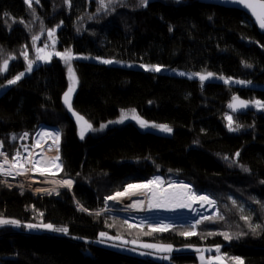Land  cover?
Listing matches in <instances>:
<instances>
[{
    "label": "trees",
    "instance_id": "16d2710c",
    "mask_svg": "<svg viewBox=\"0 0 264 264\" xmlns=\"http://www.w3.org/2000/svg\"><path fill=\"white\" fill-rule=\"evenodd\" d=\"M61 21L59 36L73 53L231 80L77 60L71 52L80 81L73 107L94 126L85 139L64 105L69 86L61 59L35 67L8 87L0 94V139L7 152L13 154L22 132L33 134L40 123L58 127L60 177L75 183L73 195L39 198L0 185V216L68 229L23 234L0 228V264H166L79 241L96 239L102 231L221 246L245 264H264V109L255 103H264V34L253 20L200 0H0V69L7 62L0 88L26 69L25 54L34 56L48 29ZM234 97L250 107L230 111ZM133 110L147 127L133 118ZM122 113L128 114L122 124L98 132ZM229 116L235 131L229 130ZM150 124L172 131L161 138L147 132ZM157 175L209 195L217 212L195 226L179 224L164 232L100 213L109 197ZM249 224L260 227L253 232ZM174 258L197 261L194 252Z\"/></svg>",
    "mask_w": 264,
    "mask_h": 264
},
{
    "label": "rangeland",
    "instance_id": "374dc122",
    "mask_svg": "<svg viewBox=\"0 0 264 264\" xmlns=\"http://www.w3.org/2000/svg\"><path fill=\"white\" fill-rule=\"evenodd\" d=\"M26 1L28 3H30L33 0H26ZM63 23H64V21H61L59 24L48 29V32H47L48 39L46 40L45 44L37 46V53L34 56H31L27 53V59H26L27 60V67L25 70H23L22 72H20L18 74V75H20L21 73H24V75L21 77V79L23 77H25L27 74L31 73L35 67L42 65V64H49L55 58L61 59L64 62L65 69H66V75H67V79H68V86H70L71 84H74V90H77L79 88L80 81H79V78H78L76 70H75L74 60L72 58L77 59V60L95 61V62H98L101 64H106V65L132 66L134 68H142L144 70L151 71V72H157V73L167 72V73H170L173 75L184 76V77H189V78L200 79V76L204 75V74L199 73V72H186L183 70L169 68V67L161 66V65H148V64H141V63L140 64L139 63H137V64L136 63H126V62H123L120 60L106 59L102 56H97V55H93V54L73 53L72 51H70L73 54L72 58H67V57L62 58L60 55H57V53L69 52L67 50L68 49L67 46L65 44H63V41H62L61 37L59 36V30L62 28ZM50 32L52 33L51 36L49 35ZM40 50H42V51H40ZM40 57H46V59H41ZM105 60H110V61H112V63H103V61H105ZM30 62L32 63V70L28 71V64ZM142 65H143V67H142ZM69 66H71V68L75 74V81H73L70 78V74H69V70H68ZM154 66H158L160 68V71L152 70ZM180 73H184V75H181ZM18 75H16V76H18ZM15 77L11 78L10 80L14 79ZM210 78L212 80H216V81H228L229 82L231 80L228 77H223V76L216 75V74H212L210 76ZM11 85H13V84H9L8 82L5 85H3L0 88V94L3 93ZM260 86L264 88V84H262ZM90 125H91V129H88L87 126L78 128L79 136H80V133L82 130L84 132L83 139H85L88 135H90L93 132L94 128H93L92 124H90ZM111 126L113 127L114 125H108V126H105L103 128L100 127L98 129V132H102L106 128H109ZM60 160H61V157H60ZM157 177L159 178V180L157 182H159L161 185L170 184V183L165 182L164 177L162 175H157L154 178V180H151V181H156ZM172 183H180V182H172ZM187 184H189V183H187ZM73 187H74V185H73ZM73 187H72V189H73ZM127 187L125 189H127ZM65 192H68V191L66 190ZM216 206H217V204H216ZM105 213H110L111 215L120 216L119 214L117 215V214H114L112 212H105ZM213 214H214V212L211 214H206L204 216L209 217V216H212ZM201 217L202 218L200 220L204 219L203 216H201ZM0 219L9 220V221H12V220L18 221L19 222L18 226L11 224V223H8V224H0V228L12 227L15 231H17L19 233H23V234H43L46 232H48V233L53 232L52 230H48V229L43 227V225L50 224V223L22 222L18 219L5 217V216H0ZM126 221L129 222L130 224H132V226H135L138 228L148 227L151 230L156 231V232H164V231L170 230L171 228H173L176 225H179V224L171 225L170 223L164 224L161 227L164 230H162V231L158 230L157 231L156 230L157 227H154L151 224H138V223L131 222L129 220H126ZM29 224L37 225V227L28 228L27 225H29ZM196 224H191V226H195ZM101 233H105V235L102 237L100 235ZM100 234H99L98 238H96V239L90 240V239L79 238V241H84V242L91 243V244H94L97 246L113 249V250H116L120 253L128 254V255L138 257L141 259H150V260H154V261H158V262H163L166 264H238V262L235 258H239V261L242 262V264H245L242 257L236 256V255H231V254H228L226 252H223L221 249V246H213V245H211V246L210 245L197 246L194 244H180V245H178V244H175L173 242L148 239L145 235L131 234L129 232L113 234V233L108 232V231H102V232H100ZM144 245H156V247H144ZM168 248H170V250H164V249H168ZM217 248H219V251H217ZM85 252L87 254L92 253V248L90 245L86 246ZM192 252L195 253L197 261H193V260H187L186 261L185 260V261L181 262V261L174 258V256L176 254H189ZM216 257H220V259L217 260Z\"/></svg>",
    "mask_w": 264,
    "mask_h": 264
},
{
    "label": "built area",
    "instance_id": "2783aa9c",
    "mask_svg": "<svg viewBox=\"0 0 264 264\" xmlns=\"http://www.w3.org/2000/svg\"><path fill=\"white\" fill-rule=\"evenodd\" d=\"M54 133H59V143L61 149V130L58 127L49 126L44 123H40L33 134L27 131L22 132V134L18 139L15 152L13 154H9L7 152L3 144V141L0 139V153H3V155H0V164L4 165L5 172H11V175L9 176L0 175V185L9 191H16L18 194L22 196L29 194L32 195L34 198H39L44 196H58L62 192H65L64 190H61L52 195L51 194L41 195L37 197L33 195V191L35 190L38 191L40 190L41 192H44L59 185L61 181L69 179V178L64 179L60 177L63 168L62 165L58 170V172H54L53 170L55 169V166L48 163L49 161H52L51 151L54 148L56 142V140H54V137L52 135ZM17 153H19L20 163L24 165L23 168H20L19 166L15 168L11 167L14 158L17 157ZM6 158L8 163H5ZM33 161H38L39 163H37L34 167ZM140 183H132L131 185L133 184L137 185ZM188 185L191 186L190 184ZM191 188L193 189L192 186ZM212 200L214 202L215 209L211 213L214 212L215 214L217 212V206L215 204L216 201L214 199ZM107 209H108V199L106 200L105 210L101 211L100 213L109 212L107 211ZM120 216L134 223L151 224L154 227H157V229H160L162 225L169 223L171 225L180 224V223L196 224L202 218V217L199 218L197 217L195 219H187L182 216L178 218L153 217L150 216V214L145 215L141 218L127 217L122 215Z\"/></svg>",
    "mask_w": 264,
    "mask_h": 264
},
{
    "label": "bare ground",
    "instance_id": "6f19581e",
    "mask_svg": "<svg viewBox=\"0 0 264 264\" xmlns=\"http://www.w3.org/2000/svg\"><path fill=\"white\" fill-rule=\"evenodd\" d=\"M57 148L59 149L58 151ZM51 153L52 161L55 160L57 156L60 157L59 141L55 142L54 148L52 149ZM60 161L61 160H59L57 163L62 165ZM59 169L55 167L53 171L58 172ZM73 181L71 186L63 185L60 183L59 185L44 192L35 190L33 191V195L35 197L49 194L52 195L61 190H67L71 193V189L74 185ZM148 182L137 184V186L139 187L134 189H128L127 187V189L122 191L125 193L123 196H116V194L111 196L114 198L108 199L107 211L122 216L137 218H141L145 215L150 214V216L153 217L178 218L182 216L187 219H195L197 217L199 218L201 216L209 214L215 209L214 203L208 204L203 201H193L189 199V196L191 194H197L193 191L191 186L186 183H170L168 185H161L157 181L153 184H149ZM207 197L209 200L213 201L209 196Z\"/></svg>",
    "mask_w": 264,
    "mask_h": 264
},
{
    "label": "snow or ice",
    "instance_id": "6c2138e0",
    "mask_svg": "<svg viewBox=\"0 0 264 264\" xmlns=\"http://www.w3.org/2000/svg\"><path fill=\"white\" fill-rule=\"evenodd\" d=\"M146 2H147V0H141V3L142 4H146ZM237 2L243 4L245 7L249 8L252 11L253 16L257 19V21L259 23V26L262 29H264V3L259 4L258 7H259L260 10L258 11L257 10V6L254 5L253 3H251L250 0H237ZM49 35L51 36L52 33L50 32ZM34 39H36V38H34ZM40 51H42V50H40ZM57 55H60L62 58H65V57L71 58V52L70 51L69 52H65V53H57ZM40 58L41 59H46V57H40ZM25 59H27V55L26 54H25ZM103 63H112V61L105 60V61H103ZM142 67H143V65H142ZM6 68H7V62H5L4 68L3 69H0V71L4 70ZM31 70H32V63L30 62L28 64V71H31ZM68 70H69L70 78L73 81H75V74H74L71 66H69V69ZM152 70L160 71V68L158 66H154ZM180 74L181 75H184V73H180ZM23 75H24V73H21L20 75L16 76L14 79L9 80L8 83L9 84L16 83L18 80L21 79V77ZM211 75H212L211 73H208L207 74V76H211ZM207 76L201 75L200 76L201 81L205 80L207 78ZM237 83H244V82L243 81H237ZM73 90H74V84H71L69 86L68 92L65 93V104L68 106L69 111H73L72 110V105H71V102H70V94H71V92ZM233 99L234 100H237L238 98L234 97ZM239 103H240V105L242 107H247V103L246 102L239 101ZM255 103H256V106L257 107H259L261 109H264V103H261L260 101H256ZM229 107H232L233 110H235V106L234 105H229ZM73 115H76L77 116L78 122L79 121H83V117L78 116L74 111H73ZM127 116H128L127 113H122L121 121L123 119H126ZM133 118L136 119L140 123L141 127H147L148 126L147 122H145V121L141 120L139 117L135 116V111L134 110H133ZM228 120H229V130L230 131L237 130V129H235V128L232 127L231 117H228ZM84 124L87 126L88 129H91V125L88 124L87 121H84ZM152 126L153 127H158L161 131H164V132H169L170 133L172 131V129L169 128L167 125H152ZM103 127H105V125H101V128H103ZM238 127L239 126H237V128ZM52 135L54 137V140L59 141V133H54ZM83 137H84V132L82 130L81 133H80V138L83 139ZM58 150L59 149L57 148V151ZM0 155H3V153H0ZM236 155L238 156L239 153H237ZM59 160H60V157L57 156L55 158V160L49 161L48 163L54 165L56 168L59 169L61 167V165L59 163H57ZM5 163H8L7 158L5 159ZM37 163H39V162L38 161H33V166L35 167V165ZM17 166H19L20 168H23V166H24L22 163H20L19 153H17V157L14 158V161H13L11 167L15 168ZM245 170L247 171V169H245ZM0 175L9 176V175H11V172H5L4 165L3 164H0ZM158 180H159V178L157 177L156 178V181H158ZM156 181H149L148 183L149 184H153ZM60 183H62L63 185L71 186L72 181L71 180H63ZM137 187H139V186H137V185H131V184L128 185V189H134V188H137ZM185 187H187V186H185ZM124 194H125L124 192H118V193H116V196H123ZM113 198L114 197H109L108 199H113ZM189 199H191L193 201H197V200L203 201V202L208 203V204H213L214 203L213 201L209 200L207 196H199V195H195V194H191L189 196ZM233 203H235V201ZM97 215H99V213H97ZM204 218L205 219H210V217H204ZM221 219H222V217H221ZM242 219H245V221L248 222V217H242ZM8 223H11V224H14V225H17V226L19 225V222L18 221H15V220L9 221V220L0 219V224H8ZM27 227L28 228H34V227H37V225L29 224V225H27ZM43 227L46 228V229H48V230L63 232L65 234H67V232H68V229L67 228H54V226L52 224H45V225H43ZM249 227L251 228V230L253 232H255L256 229L260 227V225H254L253 226V225L249 224ZM157 230H161L162 231L164 229L161 228V229H157ZM184 234L185 235H195L194 232H188V233H184ZM100 235L103 237L105 235V233H101ZM223 235H224L225 239H231L232 238L227 233H223ZM144 247H156V245H144ZM164 250H170V248L164 249ZM217 251H219V248H217ZM216 259L219 260L220 257H216ZM235 259L237 260L238 264H242V262L239 261V258H235Z\"/></svg>",
    "mask_w": 264,
    "mask_h": 264
},
{
    "label": "water",
    "instance_id": "95a60500",
    "mask_svg": "<svg viewBox=\"0 0 264 264\" xmlns=\"http://www.w3.org/2000/svg\"><path fill=\"white\" fill-rule=\"evenodd\" d=\"M200 2L203 3V4H207V5H213V6H217V7H223V8H227V9L242 11V12L246 13L253 20V22H254L255 26L257 27V29L259 30V32L264 34V29H262L259 26V23H258L257 19L253 16L252 11L249 8L245 7L243 4L238 3L237 0H200ZM250 2L253 3L254 5H256L257 6V10L259 11L260 9H259L258 6H259V4L264 3V0H250ZM209 78H210V76H208L206 78V80H208ZM77 91H78V89L77 90H73L71 92V94H70V102H71V105H72V110L78 116L83 117V121H79L78 122L77 116L73 115V111H69L68 106L65 104V95H64V105H65V107L67 109V112H68L71 120L73 122H75V124L77 125V128L86 127V125L84 124V121H87L88 124H92L93 125V123L90 120H88L87 118H85L84 116L79 114L77 111H75V109L73 107V101L75 99ZM239 101H242V100H240V99L234 100L233 99V104L232 105L235 106V110H233L232 107H229V110L233 111V112H236V113H239V112H245L250 107L249 103H247V107H242L240 105ZM130 121L131 120H128L125 123H128ZM120 124H122L121 117L118 120H116V121H114L112 123H109L108 125H114L113 127H117ZM108 125H105V126H108ZM147 132L150 133V134H153L155 136L161 137V138H168L169 137V133L168 132L161 131L158 127H153L152 124H150L149 127L147 128ZM71 194L73 195V192H71Z\"/></svg>",
    "mask_w": 264,
    "mask_h": 264
},
{
    "label": "crops",
    "instance_id": "0c3cea01",
    "mask_svg": "<svg viewBox=\"0 0 264 264\" xmlns=\"http://www.w3.org/2000/svg\"><path fill=\"white\" fill-rule=\"evenodd\" d=\"M69 179H71V178H69ZM71 180H73V179H71Z\"/></svg>",
    "mask_w": 264,
    "mask_h": 264
},
{
    "label": "flooded vegetation",
    "instance_id": "af4514ba",
    "mask_svg": "<svg viewBox=\"0 0 264 264\" xmlns=\"http://www.w3.org/2000/svg\"><path fill=\"white\" fill-rule=\"evenodd\" d=\"M93 126V125H92ZM93 128H94V126H93Z\"/></svg>",
    "mask_w": 264,
    "mask_h": 264
}]
</instances>
